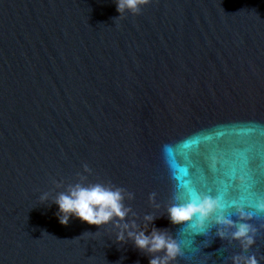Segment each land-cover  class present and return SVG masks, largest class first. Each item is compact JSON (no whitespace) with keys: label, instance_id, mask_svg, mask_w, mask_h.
I'll use <instances>...</instances> for the list:
<instances>
[{"label":"water","instance_id":"1","mask_svg":"<svg viewBox=\"0 0 264 264\" xmlns=\"http://www.w3.org/2000/svg\"><path fill=\"white\" fill-rule=\"evenodd\" d=\"M115 3L0 0V264H149L112 224L62 226L56 194L124 189L129 220L156 216L180 245L190 223L166 210L186 181L264 152V0H151L120 18ZM249 222L247 253L216 227L194 233L199 264H264V218ZM181 249L175 264H194Z\"/></svg>","mask_w":264,"mask_h":264},{"label":"clouds","instance_id":"2","mask_svg":"<svg viewBox=\"0 0 264 264\" xmlns=\"http://www.w3.org/2000/svg\"><path fill=\"white\" fill-rule=\"evenodd\" d=\"M150 2L151 0H116L118 18L125 13L138 15ZM85 171H89L87 165ZM127 198L131 200L134 196L128 193ZM48 199V193L41 196V201L45 204ZM150 199L154 201L155 194ZM124 200V189L102 183H75L56 194L51 204L57 206L56 216L62 226H67L72 219L97 228L112 224L118 230V242L131 241L136 250L150 257L149 264H175L182 255V249L167 230L152 226L158 217L145 215L142 228L135 219L129 220V216L134 213L130 207L125 206ZM232 207L235 208L234 213L228 211L219 198L188 194L187 198L178 196L176 203L167 208L166 215L174 226L195 221V231L200 234H206L211 227H216L217 237L239 242L242 253H247L255 246L259 230L249 222L253 218L250 212L239 205ZM257 210L264 213V200L258 203ZM233 215L238 219L233 220ZM149 226H152L151 229ZM231 264H259V261L256 255L241 254L233 255Z\"/></svg>","mask_w":264,"mask_h":264},{"label":"snow or ice","instance_id":"3","mask_svg":"<svg viewBox=\"0 0 264 264\" xmlns=\"http://www.w3.org/2000/svg\"><path fill=\"white\" fill-rule=\"evenodd\" d=\"M184 146L187 147L188 145L185 144ZM185 175H187L186 169ZM197 175L198 181L195 183L198 187L193 186L192 180L186 181L188 194L196 196L199 189V195L219 198L226 208H231L239 203L242 207L250 210L249 212L253 216L264 218V213L257 211L258 203L264 200V152L258 156L257 154L249 156L247 153H242L235 159L226 157L221 167L210 166V172L198 173ZM238 177L243 178L245 182L236 184ZM187 227H190L192 231L179 243L184 250L196 254L197 259L194 264H199L198 257L202 255L200 249L192 247L194 243L192 235L197 233L195 221Z\"/></svg>","mask_w":264,"mask_h":264}]
</instances>
